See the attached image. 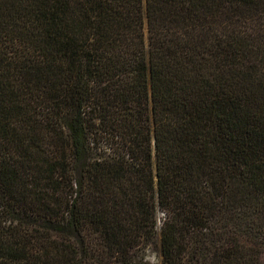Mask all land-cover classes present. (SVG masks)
I'll use <instances>...</instances> for the list:
<instances>
[{
    "label": "trees",
    "instance_id": "1",
    "mask_svg": "<svg viewBox=\"0 0 264 264\" xmlns=\"http://www.w3.org/2000/svg\"><path fill=\"white\" fill-rule=\"evenodd\" d=\"M263 255L264 0H0V264Z\"/></svg>",
    "mask_w": 264,
    "mask_h": 264
},
{
    "label": "rangeland",
    "instance_id": "2",
    "mask_svg": "<svg viewBox=\"0 0 264 264\" xmlns=\"http://www.w3.org/2000/svg\"><path fill=\"white\" fill-rule=\"evenodd\" d=\"M146 258L152 263H159V257L157 256V252L154 249H149L146 251ZM262 261L264 262V255L262 256Z\"/></svg>",
    "mask_w": 264,
    "mask_h": 264
}]
</instances>
